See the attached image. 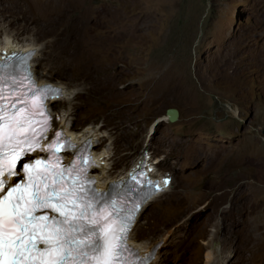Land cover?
Segmentation results:
<instances>
[{"label": "rangeland", "instance_id": "374dc122", "mask_svg": "<svg viewBox=\"0 0 264 264\" xmlns=\"http://www.w3.org/2000/svg\"><path fill=\"white\" fill-rule=\"evenodd\" d=\"M6 36L38 47L39 77L72 84L52 105L99 129L112 176L148 151L173 180L134 231L164 240L156 264L215 248V264H264V0H0ZM98 56L116 83L99 98L94 67L70 65Z\"/></svg>", "mask_w": 264, "mask_h": 264}, {"label": "snow or ice", "instance_id": "6c2138e0", "mask_svg": "<svg viewBox=\"0 0 264 264\" xmlns=\"http://www.w3.org/2000/svg\"><path fill=\"white\" fill-rule=\"evenodd\" d=\"M14 58L0 62V264H138L127 240L139 205L126 213L124 201L103 199L88 175L90 153L78 150L64 166L59 153L77 146L62 131L42 144L46 102L63 90L36 87ZM36 152L47 156L26 160Z\"/></svg>", "mask_w": 264, "mask_h": 264}, {"label": "bare ground", "instance_id": "6f19581e", "mask_svg": "<svg viewBox=\"0 0 264 264\" xmlns=\"http://www.w3.org/2000/svg\"><path fill=\"white\" fill-rule=\"evenodd\" d=\"M26 45V44H25ZM89 46V45H88ZM93 46V45H92ZM97 46V45H96ZM29 47H35V45H32V44H28L25 46V48H29ZM95 47V46H94ZM102 47V46H101ZM24 46H21L19 45L11 36H6L4 41L3 42H0V57L7 51L9 50H12V49H25ZM38 48V47H37ZM97 48V47H95ZM101 49V48H100ZM41 51V50H40ZM39 49L37 51V53L35 54V57L37 55H39ZM96 52V51H95ZM99 52V50L97 51ZM21 54V52H19ZM101 55V54H100ZM90 56V55H89ZM35 57L33 59V64H34V68H35ZM95 58V57H94ZM96 59V58H95ZM93 59V57H84V58H81V59H78V60H75V61H72L70 62L71 64L70 65H73V66H81L82 69L86 66H92L94 67V74H93V79L95 81V79H99L101 81V89H100V92H97L98 93V98L102 95H106L104 93L105 91V88H107V84L109 85L108 87L109 88H113L114 89V83L115 82V79L114 77L110 78V66H104L102 65L101 63V59H99V56L97 58V60ZM70 60V59H69ZM96 61V62H95ZM85 67V68H86ZM88 69V68H87ZM80 73V72H79ZM37 76L39 77V74L36 72ZM88 74V73H87ZM76 75V74H75ZM98 76V77H97ZM112 76V75H111ZM40 80L42 82H46V81H50V82H54L52 79L50 78H46V77H39ZM64 81L63 80H58V81H55V83L57 84H61L64 86L65 90H64V94L61 98H56L55 100H53V103L55 104L56 101L58 100H67V99H70L72 94L74 93V89L71 87L72 84H67V83H63ZM96 82V81H95ZM99 86V85H98ZM99 90V89H98ZM109 92V91H108ZM74 104V103H73ZM79 104V103H78ZM63 116H64V119L62 120V123H64L66 126H69L68 124H70V118H69V115H67V113H62ZM68 123V124H67ZM71 125V124H70ZM73 127H71V131L75 134L76 138L77 139H81L83 138L84 136H88L90 134L93 135V137L95 138H99L100 136V131L99 129H97L96 127H92V126H88L86 127L84 130H73L72 129ZM97 155L101 161V165L102 167L100 168V172H98V175H99V178H100V181L102 183L103 186H106L108 182H110L112 179L114 178H117L119 176H122V175H118L117 177L115 176H112L110 173H109V165H110V160L113 158V154H112V148L110 149H102L100 151H97ZM140 163H145V164H152L153 166V170L154 172L157 171L156 170V167H155V163H153V161L151 160V156L149 153L145 152V155L140 158L139 160H137L134 164V167L127 173V175L136 168V166ZM158 168V167H157ZM159 172V171H158ZM155 176H159V175H155ZM162 176V175H161ZM168 177V180L170 181V183L167 185V188L169 186H172L173 184V180L170 178V176H167ZM159 195V192H157ZM156 194H154V196L151 198V201L155 199V197L157 196ZM150 201V202H151ZM148 202V204L150 203ZM147 206V205H146ZM138 225V223H137ZM136 225V227H137ZM135 227V229H136ZM134 229V231H135ZM133 231V235H132V240L137 244L139 245L141 248H143L144 250H148L151 248L152 246V242L150 240H135V237H137V235L135 234V232ZM264 234V233H263ZM162 239V238H161ZM158 240V239H157ZM217 249H210L208 250V253H207V256H206V264H215L214 261L217 257ZM160 258V252L158 251V254H157V257L156 259L151 263V264H156L157 260H159Z\"/></svg>", "mask_w": 264, "mask_h": 264}, {"label": "water", "instance_id": "95a60500", "mask_svg": "<svg viewBox=\"0 0 264 264\" xmlns=\"http://www.w3.org/2000/svg\"><path fill=\"white\" fill-rule=\"evenodd\" d=\"M180 116V110L178 107H169L167 110H166V117L167 119H169L170 121H176ZM163 119V118H162ZM162 119H157L155 124L153 126H156L157 123L159 121H161Z\"/></svg>", "mask_w": 264, "mask_h": 264}, {"label": "clouds", "instance_id": "9594fccd", "mask_svg": "<svg viewBox=\"0 0 264 264\" xmlns=\"http://www.w3.org/2000/svg\"><path fill=\"white\" fill-rule=\"evenodd\" d=\"M24 48H25V47H24ZM29 48H35V49H36V52H35L34 55H33V59H34L35 54H36L37 51H38V48H37V47H29ZM29 48H25L24 50L29 49ZM33 59H32V66H33V68H34ZM34 71L36 72V69H35V68H34ZM59 85H61V84H59ZM62 86H63V85H62ZM63 87H64V86H63ZM62 96H63V95H62ZM62 96H61V97H62ZM61 97H60V98H61ZM146 152L149 153L148 151H146ZM138 165H139V164H138ZM138 165L136 166V168L138 167ZM149 165L152 166V164H149ZM136 168H135V169H136ZM135 169H134V170H135ZM134 170H132V171H134ZM132 171H131V172H132ZM131 172H130V173H131ZM130 173H129V174H130ZM151 174H152L154 177H156V178L166 177V178L168 179L167 176H155V173H154V170H153V166H152V169H151ZM126 176H127V175H126ZM166 189H167V186H165L162 190H159L158 192L160 193V192H162V191H165ZM157 194H158V193L156 192V195H157ZM153 196H154V195H153ZM153 196H152V197H153ZM150 201H151V199L149 200V202H150ZM147 204H148V203H147ZM141 215H142V214H141Z\"/></svg>", "mask_w": 264, "mask_h": 264}]
</instances>
